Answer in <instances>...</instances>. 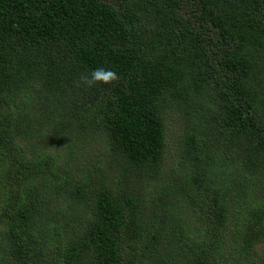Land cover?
I'll return each mask as SVG.
<instances>
[{
	"label": "trees",
	"instance_id": "1",
	"mask_svg": "<svg viewBox=\"0 0 264 264\" xmlns=\"http://www.w3.org/2000/svg\"><path fill=\"white\" fill-rule=\"evenodd\" d=\"M0 264H264V0H0Z\"/></svg>",
	"mask_w": 264,
	"mask_h": 264
},
{
	"label": "clouds",
	"instance_id": "2",
	"mask_svg": "<svg viewBox=\"0 0 264 264\" xmlns=\"http://www.w3.org/2000/svg\"><path fill=\"white\" fill-rule=\"evenodd\" d=\"M118 80V75L111 69L98 68L91 72L90 76H81L80 83L77 85H83L88 88H92L98 85H109Z\"/></svg>",
	"mask_w": 264,
	"mask_h": 264
},
{
	"label": "rangeland",
	"instance_id": "3",
	"mask_svg": "<svg viewBox=\"0 0 264 264\" xmlns=\"http://www.w3.org/2000/svg\"><path fill=\"white\" fill-rule=\"evenodd\" d=\"M168 129H169L170 132L173 133V135H177L178 132L176 131L177 130L176 124L170 123V121H169V123H168ZM88 143L89 142H87V144L78 142L76 145H78L79 147H82L83 148V151L86 154H88L90 151H91V153H97V152H99V150H100V146L98 144L99 142H96V143L94 142L95 144L92 145L91 147H90V144H88ZM172 144H174V138L170 141V145H172ZM59 152L60 153L64 152V147L63 146L60 148Z\"/></svg>",
	"mask_w": 264,
	"mask_h": 264
}]
</instances>
